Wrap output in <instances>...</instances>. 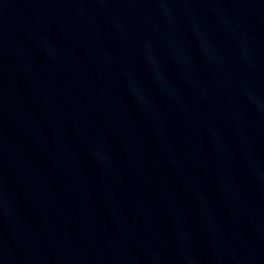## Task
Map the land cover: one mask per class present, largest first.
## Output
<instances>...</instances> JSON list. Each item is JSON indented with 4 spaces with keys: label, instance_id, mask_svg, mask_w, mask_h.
I'll use <instances>...</instances> for the list:
<instances>
[{
    "label": "water",
    "instance_id": "95a60500",
    "mask_svg": "<svg viewBox=\"0 0 264 264\" xmlns=\"http://www.w3.org/2000/svg\"><path fill=\"white\" fill-rule=\"evenodd\" d=\"M0 264H264V0H0Z\"/></svg>",
    "mask_w": 264,
    "mask_h": 264
}]
</instances>
